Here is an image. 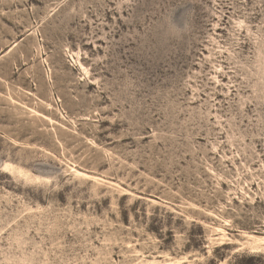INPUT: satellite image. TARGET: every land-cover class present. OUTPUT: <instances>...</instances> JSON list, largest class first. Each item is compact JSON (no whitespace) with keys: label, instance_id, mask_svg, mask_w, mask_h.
Returning a JSON list of instances; mask_svg holds the SVG:
<instances>
[{"label":"rangeland","instance_id":"obj_1","mask_svg":"<svg viewBox=\"0 0 264 264\" xmlns=\"http://www.w3.org/2000/svg\"><path fill=\"white\" fill-rule=\"evenodd\" d=\"M262 239L264 0H0V264Z\"/></svg>","mask_w":264,"mask_h":264},{"label":"trees","instance_id":"obj_2","mask_svg":"<svg viewBox=\"0 0 264 264\" xmlns=\"http://www.w3.org/2000/svg\"><path fill=\"white\" fill-rule=\"evenodd\" d=\"M235 264H264V255L261 256H239Z\"/></svg>","mask_w":264,"mask_h":264},{"label":"bare ground","instance_id":"obj_3","mask_svg":"<svg viewBox=\"0 0 264 264\" xmlns=\"http://www.w3.org/2000/svg\"><path fill=\"white\" fill-rule=\"evenodd\" d=\"M263 240V243H264V239H262Z\"/></svg>","mask_w":264,"mask_h":264}]
</instances>
